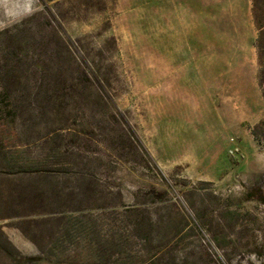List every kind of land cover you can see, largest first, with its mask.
I'll return each mask as SVG.
<instances>
[{"label":"rangeland","instance_id":"1","mask_svg":"<svg viewBox=\"0 0 264 264\" xmlns=\"http://www.w3.org/2000/svg\"><path fill=\"white\" fill-rule=\"evenodd\" d=\"M0 264H264V0H0Z\"/></svg>","mask_w":264,"mask_h":264},{"label":"trees","instance_id":"2","mask_svg":"<svg viewBox=\"0 0 264 264\" xmlns=\"http://www.w3.org/2000/svg\"><path fill=\"white\" fill-rule=\"evenodd\" d=\"M11 60L12 61H11V63H8V66H11V64L14 63V68H18L19 67V64L21 63V60L18 59V57L15 58V59H11ZM6 66H7V64H6ZM77 66L79 68H81V73L84 75L85 81H83L80 78V80H78L79 83L76 84V85L73 84V86L79 87V86H85L86 84H91L92 81L90 80V77H88V73L86 71V67L84 66V64L82 62H77ZM36 68H39V66H36ZM129 137H130L131 141L133 140V144L136 145V143H137L136 140L133 137H131L130 135H129ZM41 166H42V163H40V162H32V163H29V164L28 163L27 164H24L22 166V168H24V171L25 172H36L37 170H39L41 168Z\"/></svg>","mask_w":264,"mask_h":264}]
</instances>
